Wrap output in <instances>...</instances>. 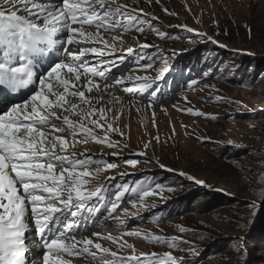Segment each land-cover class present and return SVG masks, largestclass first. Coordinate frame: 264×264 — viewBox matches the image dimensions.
Returning a JSON list of instances; mask_svg holds the SVG:
<instances>
[{
  "label": "rangeland",
  "instance_id": "obj_1",
  "mask_svg": "<svg viewBox=\"0 0 264 264\" xmlns=\"http://www.w3.org/2000/svg\"><path fill=\"white\" fill-rule=\"evenodd\" d=\"M127 6L152 27L145 24L142 33L129 29L134 50L124 53L121 48L103 59L114 63L106 66V77L98 78L106 84L122 80L113 85L129 104L114 109L111 99L104 108L108 121L119 129L109 133L119 147L91 140L86 144L85 151L104 162L99 167L117 166L92 179V190L103 186L105 191L88 202L81 221H108L110 233L134 245L135 255L158 254L152 264H161L166 252L183 264H264V0H134ZM165 59L168 70L157 78ZM143 83L152 86L125 91ZM30 94L2 99L6 105L0 114ZM216 96L223 99L216 101ZM93 102L100 108L103 100ZM133 104L139 107L133 109ZM188 108L205 115L188 113ZM128 159L139 163L128 165ZM188 175L195 179L188 180ZM137 182L157 194L141 204L140 193L129 190L117 200L118 191ZM114 204L119 207L110 216ZM136 231L141 237L126 235ZM144 235L169 239L155 242ZM172 237L178 238L175 247ZM114 247L118 257L133 255L127 245Z\"/></svg>",
  "mask_w": 264,
  "mask_h": 264
},
{
  "label": "snow or ice",
  "instance_id": "obj_2",
  "mask_svg": "<svg viewBox=\"0 0 264 264\" xmlns=\"http://www.w3.org/2000/svg\"><path fill=\"white\" fill-rule=\"evenodd\" d=\"M164 11L167 12V9ZM145 24L152 27L139 13H133L118 0H59V3L56 0H0V100L13 97L23 89L31 92L22 103L13 104L8 111L0 114V264H29L26 254L31 249L28 245L35 243L34 239L30 240L29 233H34L43 243L45 251L40 264H71L62 258L64 254L87 255L94 260L99 257L103 264H152L157 258L156 253L135 255L134 245L126 241L121 243L122 238L110 234L102 236L93 233L98 238L96 241L91 238L77 239L71 234L76 222L68 221L69 216L75 218L81 211L87 210L88 202L99 198L105 191L103 186L92 190V179L101 171L117 166L106 163L102 169L99 165L103 161L93 159L87 151H75L77 143L87 144L90 140L108 147H119V142L113 141L109 135L119 132V129L108 121L105 109L97 108L92 97L85 94L86 91L92 93L93 90L109 89L107 84L102 89L94 77H106V66L114 62L101 60L97 67L86 57L91 54L102 58L115 51V43L109 44L102 37L101 29L128 31L134 28L142 33ZM85 26H94L95 34L86 32ZM184 27L188 32L193 31ZM152 30L164 35L158 29ZM60 34L66 39L61 41ZM57 44L58 59L48 61L47 67H44L46 54ZM86 44L92 46L85 47ZM73 46L78 50L74 51ZM127 51L131 53L133 49L128 48ZM120 62H123V57H120ZM163 62L165 67L157 78L168 70L167 60ZM115 83L123 81L116 80ZM151 86V83H143L136 88L127 87L125 91L142 92ZM151 95L155 98L156 92ZM70 98H77L78 102ZM102 99L103 96H100L97 103ZM222 99L215 97L216 101ZM186 111L205 115L193 108ZM71 116L79 117V120ZM96 129L102 134H98ZM120 135L123 136V133ZM69 136L73 137L71 142L67 139ZM147 147L149 144H145ZM126 163L135 166L139 161L128 159ZM93 164L97 165L94 171ZM180 175L186 174L181 172ZM187 179L195 178L188 175ZM196 183L204 182L196 180ZM155 187L164 188L161 184ZM129 190L140 193L141 204L145 197L157 194L137 182L136 187L129 189L125 186L118 191L117 200ZM167 190L174 189L169 187ZM131 203L136 206L135 201ZM118 207L114 204L108 209L109 215ZM179 230L186 231L183 226ZM126 235L141 237L142 234L136 231ZM142 238L155 242L169 239L161 235H144ZM100 239L110 240L120 247L127 245L133 249V255L118 257L117 252L104 247ZM170 239L171 246L175 247L178 238ZM188 250L195 252L194 248ZM236 250L240 251L239 248ZM106 256H111L113 260L106 259ZM161 264H183V261L166 252L162 255Z\"/></svg>",
  "mask_w": 264,
  "mask_h": 264
},
{
  "label": "bare ground",
  "instance_id": "obj_3",
  "mask_svg": "<svg viewBox=\"0 0 264 264\" xmlns=\"http://www.w3.org/2000/svg\"><path fill=\"white\" fill-rule=\"evenodd\" d=\"M133 1L134 0H118L119 3H122L124 5H130V3L133 2ZM20 14L23 15L24 13L21 12ZM85 31L86 32H91V33L95 34L96 29H95L94 26L93 27H85ZM100 31H101L102 37L104 39L108 40L109 44L115 43V50H118L119 51V49L122 48L123 49L122 51L124 53H129L127 51L128 48H132L134 50L132 36H130V34L127 33L126 31H123L120 34L118 33L119 30H115V31H105V30L101 29ZM113 38H119V39L114 40ZM59 39L61 41H63L66 38L63 36V34H60L59 35ZM84 46L85 47H90L92 45L91 44H86ZM96 46H100V45H96ZM58 50H59V44H57L50 52H48L46 54L45 59H50L54 54L58 53ZM73 50L76 51L78 49L73 46ZM112 54H114V53L113 52H110V53L106 54L104 57H107L108 55H112ZM104 57L101 58V57H97L95 55L89 54V55H87L86 58L90 61L91 64H94L92 62L95 61L96 63H98L101 60H103ZM46 66H47V64L44 65V67H46ZM96 66L98 67L99 65H96ZM94 79L101 85V88L103 89V85L106 84L105 81H103V78H102V80H100L98 78V76H97V77H94ZM83 82H84V77H82L81 84H83ZM113 84H116L115 83V80L113 82L107 84V85L110 86L107 91H103V90L102 91H96V90H93L92 93H88L86 91L85 94H86V96L92 97L93 101H96L100 96H103V99H102L103 100V103L100 104V107H103V108L106 107V101H110L111 99L114 102V104H112V107L114 109H117L118 106L127 107L128 104H129V101L128 100H125V98H124V96L122 94H119L118 92H116V88L117 87L114 86ZM19 99H16V100H19ZM70 99L73 102H78L77 101V98H75V100L72 99V98H70ZM102 100H99V101H102ZM1 102L2 101L0 100V107L3 108V106H5L6 104L4 105V102H2V103ZM19 103H22V102H19ZM95 103H97V102H95ZM136 106H138V105L133 104L132 105V108L133 109H136ZM11 107L12 106L5 108L4 112L5 111H8ZM4 112H2V114ZM58 114H60V113H58ZM64 114H67V113H64ZM85 148H86V144H84V143H82V144L81 143H77L75 145V151H81V152H83V151L86 150ZM9 171H10V169H9ZM10 174L14 175V173H10ZM21 191H22V189H21ZM81 213L77 217H75V218H73V217H69L68 218V221L69 222H71L72 220H75V222H76V226L73 228V231H72L71 234L72 235H75L77 239H81V238H91L94 241H96L98 238L95 237V236H93V233H100L102 236H107L109 234L112 235L110 233V229L107 227V224L109 223L108 221H106V220H104V221H102V220H94L92 222L81 221V218H83ZM102 226H106V227H104L103 230H98L97 227H100L101 228ZM93 228H96V229L95 230H92ZM28 235L30 237V240L31 239H34L35 240V243H29V245H28V247L31 250L26 254L27 255V260H28L29 264H33V262H35V264H40L39 261H41L42 258L40 260H38V257H39V255L42 252L45 251L44 246H43V243L41 242V240L38 237L35 236L34 233H29ZM113 237L119 238V236H113ZM104 241L107 242L108 247H107L106 244H104L105 243ZM99 242L104 247H107L111 251H114L115 252V250H114L115 247L114 246H115L116 243H113L112 241L107 240V239H100ZM93 250H95V249H93ZM120 256H124V254H120ZM62 258L65 259V260L70 261L71 264H103V260H101L99 257H97V259L94 260L90 256H87V255H82V256H74V255H71L70 256V255L64 254ZM106 259L113 260V258L111 256H106ZM36 261H37V263H36Z\"/></svg>",
  "mask_w": 264,
  "mask_h": 264
}]
</instances>
